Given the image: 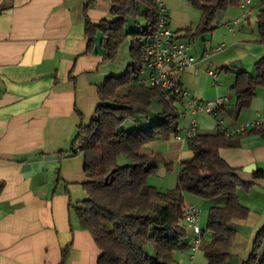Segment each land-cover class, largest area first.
Wrapping results in <instances>:
<instances>
[{
    "label": "crops",
    "instance_id": "0c3cea01",
    "mask_svg": "<svg viewBox=\"0 0 264 264\" xmlns=\"http://www.w3.org/2000/svg\"><path fill=\"white\" fill-rule=\"evenodd\" d=\"M84 3L0 0V264H97L101 254L74 212L87 198V179L82 154L71 151L70 144L80 124L76 111L88 124L100 105L97 87L111 74L100 34L90 52L85 35L86 18L93 25L111 19V1L95 0L86 11ZM166 14L170 27L167 9ZM250 18L242 19L246 25L242 20L233 25L232 20L224 30L212 31L208 46L199 52L188 47L192 66L177 76L197 100L226 98L227 103L215 116L183 106L179 133L147 143L143 153L153 158L161 153L171 163L176 159L180 169V163L193 156L183 146L191 122L196 134L264 127V88L241 109L231 91L235 74L253 73L254 63L264 56ZM235 140L237 147L220 149L219 155L242 181L253 184L247 191L237 190L249 211L247 218L230 224L236 232L230 256L242 264L264 224V137L252 134ZM250 164L254 173L244 171ZM206 222L200 217L202 239L209 236ZM187 230L189 249L194 235Z\"/></svg>",
    "mask_w": 264,
    "mask_h": 264
},
{
    "label": "trees",
    "instance_id": "16d2710c",
    "mask_svg": "<svg viewBox=\"0 0 264 264\" xmlns=\"http://www.w3.org/2000/svg\"><path fill=\"white\" fill-rule=\"evenodd\" d=\"M95 0H85L84 10ZM111 19L93 25L86 18L85 35L90 52L97 34L100 45L109 60H113L120 45L129 37L132 62L119 76H108L97 87L100 105L88 124L76 111L80 120L71 141V151L82 154L87 181L83 187L87 198L74 212L80 228L92 236L101 251L97 264H175V251L187 249L188 230L183 222L186 206L182 193L195 195L212 205L208 208L206 230L209 242L203 248L207 264H229L230 248L236 232L230 227L234 219L244 220L248 209L237 196V190L253 187L242 181L219 155L223 148L238 146L236 137L259 134L264 137V127H253L226 136L222 130L209 134H195L186 138L191 159L183 160L177 174L176 196L158 191L146 184L156 172L152 155L142 152L149 142L168 140L177 135V104L180 100L159 87L137 82L143 66L142 46L151 40L158 18L154 0H110ZM240 0H192L201 12L196 33L182 30L179 38L194 39L213 30L212 24L218 11L238 6ZM255 16L257 42L264 45V0ZM142 17L144 25L127 32L125 24L130 19ZM258 88H264V56L253 65V73L240 71L235 74L231 91L238 109L246 107ZM159 106V119L154 124L136 127L129 131L121 127L128 118L148 117L153 103ZM200 165V166H199ZM260 173L254 176L258 177ZM151 246L154 255L145 252ZM264 224L255 233L250 254L242 264H264Z\"/></svg>",
    "mask_w": 264,
    "mask_h": 264
},
{
    "label": "rangeland",
    "instance_id": "374dc122",
    "mask_svg": "<svg viewBox=\"0 0 264 264\" xmlns=\"http://www.w3.org/2000/svg\"><path fill=\"white\" fill-rule=\"evenodd\" d=\"M164 3V6L167 9L169 22H170V28L172 31H174L177 35H185L182 30L184 29H190L193 31V33H196L197 28L201 21V12L192 3V0H162ZM261 5L259 0H253L250 8L254 12L250 18V24L252 27V30L256 31V25H255V16L260 9ZM241 9L236 6H230L224 11H218L215 15V18L213 20L212 28L214 30L212 31H222L225 28L223 25L229 21L235 20L237 17L241 16ZM243 24L244 21L242 20ZM241 22V23H242ZM246 22V21H245ZM247 24V23H246ZM244 24V25H246ZM144 25V20L142 17H137L136 19H130L125 24V29L127 32L139 30ZM212 31L203 33L202 35H199L195 37L194 39H187V38H181L185 43H187L188 47H190V51L194 53V47L197 48L198 52L201 51V48L205 45L208 46V40L209 37L208 34H210ZM132 40V37L129 36L119 47L118 53L116 57L108 62V67L111 69L110 76H119L123 74L127 68L128 65L132 62V58L130 56V42ZM177 108L179 111V118L178 122L183 119V105L181 103L177 104ZM159 106L157 103H153L149 116H135V118H128L124 121L121 129L125 131H129L136 127H142L147 126V122L149 124H154L157 119H159V115H157V112L159 111ZM185 149L187 150V144H183ZM171 160H167L163 157L161 153L157 154L154 157V162L156 164V172L154 174H151L146 181V184L148 186L155 187L158 191L161 192H170L174 194L175 196L178 194L175 192L176 186H177V174L179 172V165L177 163L176 159H173L172 163L169 162ZM182 197L184 199L185 204H193L197 206V208L200 210V217L202 219V222L207 221V214H208V207L204 205L203 199L191 195L189 193H182ZM187 241V239H185ZM209 241V236L203 237L201 240V243L199 245V248L197 251L192 252L191 248H187L186 250L182 251H175L173 254V257L175 259V264H207V260L204 255L203 248ZM145 252L153 256L154 251L151 246L145 247ZM264 254V245H262L259 255L261 256ZM190 255H194V259H190ZM230 258H233L232 260H229V264H237L236 260H234L233 254H231Z\"/></svg>",
    "mask_w": 264,
    "mask_h": 264
},
{
    "label": "built area",
    "instance_id": "2783aa9c",
    "mask_svg": "<svg viewBox=\"0 0 264 264\" xmlns=\"http://www.w3.org/2000/svg\"><path fill=\"white\" fill-rule=\"evenodd\" d=\"M253 0H240L238 7L241 9V16L233 21V25L240 23L242 19L252 16L253 11L250 5ZM157 7L156 30L150 41L145 43L141 49L143 66L139 70L137 82L140 84L159 87L177 97L180 103L193 113L205 112L215 116L219 108L227 103L226 98H218L214 101H199L182 86L177 76L192 66L193 59L188 54V45L169 27L166 8L162 0H154ZM232 31V27L227 25ZM210 77H216L213 70H208ZM244 128L235 130L224 129L226 136H231L244 131ZM196 134L194 122L186 133V138ZM183 222L187 229L194 235L189 247L192 251L197 250L203 231L200 228V211L193 205H186L183 210Z\"/></svg>",
    "mask_w": 264,
    "mask_h": 264
},
{
    "label": "water",
    "instance_id": "95a60500",
    "mask_svg": "<svg viewBox=\"0 0 264 264\" xmlns=\"http://www.w3.org/2000/svg\"><path fill=\"white\" fill-rule=\"evenodd\" d=\"M232 66L238 68L239 64L235 63ZM244 171L249 172V173H254L255 172V165L254 164H250V165L244 167Z\"/></svg>",
    "mask_w": 264,
    "mask_h": 264
}]
</instances>
